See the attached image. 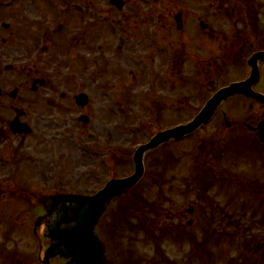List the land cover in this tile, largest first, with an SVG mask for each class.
I'll list each match as a JSON object with an SVG mask.
<instances>
[{
  "label": "flooded vegetation",
  "instance_id": "obj_1",
  "mask_svg": "<svg viewBox=\"0 0 264 264\" xmlns=\"http://www.w3.org/2000/svg\"><path fill=\"white\" fill-rule=\"evenodd\" d=\"M0 2L4 7L1 9L5 10L0 17L13 22L8 25L0 21V65L4 62L32 64L31 68L15 70L20 80L17 88H0V154L15 156L25 163L34 161L40 153L50 159L59 143L56 130L74 127V112L80 109L75 106L74 99L83 92L88 96L85 110L93 107L87 115L92 122L97 119L99 123L101 113L102 127L110 137L107 124L117 128L119 114L124 112L123 97L119 99L115 91L121 83L119 64H133L129 72L132 84L143 87L150 98V103L137 107L151 114L154 123L160 126L159 123L168 122L172 114L185 116L193 112L182 122L191 121L205 105L172 104L171 80L173 75H181L185 58L189 62L187 55L196 61L194 72L203 78L200 56L204 48H210L213 51L207 58V66L212 72H218L220 62L237 65L243 71L236 73V79L230 83L246 84L243 93L223 101L205 125L178 142L190 141L186 142L188 151H183L179 157L185 173L182 184L173 189L203 195L201 206L195 203L193 208L173 213L169 220L186 225L202 220L220 224L263 220L264 103L255 96L264 97V0ZM43 12L48 15L44 16ZM18 16L22 17L21 25H17ZM193 33L194 42H183L185 34ZM173 36L180 40L173 41ZM191 44L195 45L196 53L193 54L196 56L189 49ZM23 45L34 51L17 53ZM36 63L43 68L55 67L58 86L47 87L51 86L50 73L36 68ZM90 64L94 66L86 69L83 90L63 87V83H72L71 78L60 79L61 69L67 67L75 76L77 65ZM8 67L4 65L2 69L9 70ZM93 73L99 85L92 78ZM2 79L0 69V85L4 86ZM22 79L29 83L24 84ZM14 120L26 124L31 132L13 134L10 124ZM100 140L102 143L90 147L95 157L108 148L107 139ZM167 144L172 145V142ZM172 156V152L167 151V161ZM96 161L91 160V166L98 167ZM167 166L169 171L171 164ZM5 186H0V192L29 190L25 186ZM209 193L224 199V206L214 200L206 201L204 195ZM34 210H38L36 217L43 214L39 207Z\"/></svg>",
  "mask_w": 264,
  "mask_h": 264
},
{
  "label": "rangeland",
  "instance_id": "obj_2",
  "mask_svg": "<svg viewBox=\"0 0 264 264\" xmlns=\"http://www.w3.org/2000/svg\"><path fill=\"white\" fill-rule=\"evenodd\" d=\"M43 15L46 16L48 13L43 12ZM193 35L195 34H185L183 42H194V39H191ZM179 40L173 36V41ZM191 46L193 48L187 47L191 50L192 55L196 56L193 54L196 53L195 45L191 44ZM173 47H176L174 43ZM33 51L32 47L23 45L16 52L29 54ZM203 51L200 58L204 66H206L207 58L213 50L204 48ZM187 57L189 62L185 58L186 64L181 66V75L178 74L183 80L180 81L179 78L175 80L176 77L174 75L171 80L172 104L200 105L204 102L203 97L207 95L204 94L205 91L217 89L219 86L230 82L233 78L236 79L235 73L242 71V69H231L228 66H223V70L219 74L215 73L213 75L214 80L211 77L203 79L194 72L197 67L196 61L192 60L190 55H187ZM91 66H94V64L87 66L77 65L75 76L69 73L67 67L65 70L61 69L62 73L59 76L64 80L71 78L70 81L73 82H71L72 84L63 83V87L84 88L87 78L86 69ZM118 66L121 67L119 69L121 83L120 87L115 91L119 99L123 97L124 112L119 114L120 123L117 127L118 130L112 128L114 125L110 123L107 125L112 140L108 141V143L119 142L122 146V154L113 153L110 150L105 152V156L103 155L101 159L97 160V163L103 161V168H94V174H90L91 168L89 166L91 164L89 163L91 155L88 153V148L92 141L89 138L95 139L93 140L94 142H98L108 136L102 127L104 121L101 113L99 123L96 119L95 122L90 120L89 124L84 125L78 122L76 117L86 114V111L78 112L75 110L74 116L77 121L75 127L64 130L67 131L65 133L63 130L59 131V143L56 146L54 155L51 154V161L41 157V153L38 155L42 164L41 167L38 166L37 161L32 164H17L13 166L17 159L15 156L0 154V161L2 159L3 161L1 162L5 163H3L5 166L0 165V186L23 184L30 187L33 191L45 195L56 193L83 194L88 191H96L104 185L107 179L112 177L123 178L133 172L131 159L135 145L144 143L164 128L179 121L188 120L194 114L190 112L183 116L181 113H171V119L163 124L160 122V127L156 126L158 124L156 122L155 124L151 123L148 121V118H151V114L142 112L143 110L137 107L147 104L148 101L150 103V98L143 87H137V83L134 82L132 84L129 72L132 71L133 64L125 63ZM45 70L54 77L51 80V86L48 87H52L53 84L58 86V78L55 79V72H53L55 67L54 70L52 67H48ZM3 77L2 80L6 82H4V89L15 86V74L5 73ZM92 78L95 82L98 81V77L94 73ZM207 79L211 80L205 81ZM54 85L53 87H56ZM140 91L143 93H140ZM125 94H132L134 97L140 95L145 98H141L139 102H136L139 99L138 97L137 100L133 98V106L127 107ZM92 111L93 107H90L87 113ZM109 120L115 119L110 118ZM186 142L172 145L165 144L162 148L145 156V174L134 189V193L138 194L139 202L140 200L143 201L142 206L144 209L142 214H140V222L146 224L147 213H150L154 221L157 222L155 230L159 229V239L158 241L151 240L147 236L148 233L144 234L146 230H139L141 232H136L135 237L127 233L124 234L125 238L124 236L122 237L121 250L129 252L131 260H135L138 264H148L147 262L153 259L155 261L154 264H157V259L161 260L163 264H230V262L231 264H245L241 258L243 255H247V258L250 257V261L253 264H264V258L261 254L255 256L247 254L243 245L245 240L249 238H264V224H260L263 220L249 224H219L202 220L201 222H194L187 228L183 223L178 225L175 222H168L167 219L173 212H183L194 206L195 203H197V206H201V196L198 193L177 192L173 189L179 188V185L182 184V175L185 174L182 171L183 162L181 163L179 157L183 151H188L186 149L189 144ZM167 151L172 152L175 158L174 162L170 160L171 169L169 171L168 168L164 169V165L153 167L151 164L153 158L162 157ZM119 159H121V163L117 162ZM170 182L172 185H170ZM215 195L217 194H206V201L214 200L215 203L224 206V199L215 198ZM118 203V201L113 203L110 210L115 209ZM150 205L151 208L149 210L147 207ZM23 209L24 206L17 201L14 193L0 192V217L4 218V221H0V250H6L7 254L10 255L7 261L6 259L3 260L0 255V264H16L17 260L22 259L27 260L25 264H38L36 261L37 245L30 232L32 224L28 220L31 213ZM32 215L35 216L34 212ZM102 221L107 224L109 221L108 214L103 217ZM132 221L137 224V221ZM112 247L114 246L112 245ZM0 253L3 252L0 251ZM56 263L57 260L51 261V264Z\"/></svg>",
  "mask_w": 264,
  "mask_h": 264
},
{
  "label": "water",
  "instance_id": "obj_3",
  "mask_svg": "<svg viewBox=\"0 0 264 264\" xmlns=\"http://www.w3.org/2000/svg\"><path fill=\"white\" fill-rule=\"evenodd\" d=\"M233 86L220 91L208 103L205 110L189 126L177 128L171 132H163L142 146L134 155L135 172L122 180L110 181L102 190L92 197L78 195H56L52 197L35 196L34 200L46 210V215L35 222L34 235L42 246V237L50 238V245L40 258L43 264H50L52 257L59 256L67 259L66 264H108L102 244L94 233V225L105 210L108 202L125 190L137 184L143 174L142 156L147 150L166 141L169 137L189 133L195 127L208 120L214 107L224 98L232 95ZM84 105V97L77 99ZM52 216H55L54 220Z\"/></svg>",
  "mask_w": 264,
  "mask_h": 264
},
{
  "label": "trees",
  "instance_id": "obj_4",
  "mask_svg": "<svg viewBox=\"0 0 264 264\" xmlns=\"http://www.w3.org/2000/svg\"><path fill=\"white\" fill-rule=\"evenodd\" d=\"M112 257H113V259H114L116 256H115V255H113ZM116 258H117V257H116Z\"/></svg>",
  "mask_w": 264,
  "mask_h": 264
}]
</instances>
